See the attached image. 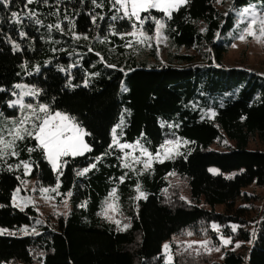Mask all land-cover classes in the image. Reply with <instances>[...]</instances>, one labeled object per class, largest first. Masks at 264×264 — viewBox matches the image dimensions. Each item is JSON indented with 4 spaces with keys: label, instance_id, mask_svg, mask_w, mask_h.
I'll return each mask as SVG.
<instances>
[{
    "label": "trees",
    "instance_id": "trees-1",
    "mask_svg": "<svg viewBox=\"0 0 264 264\" xmlns=\"http://www.w3.org/2000/svg\"><path fill=\"white\" fill-rule=\"evenodd\" d=\"M255 2L264 10V0H189L170 19L156 9L141 13L164 23L173 53L163 64L130 50L124 34L139 22L120 19L113 0L0 4V137L11 140L9 129L32 116L30 109L9 107L25 86L37 92L26 96L34 108L47 105L49 113L66 114L83 127L91 149L65 158L59 176L26 133L15 142L18 155L0 145V228L26 233L0 234V264H164L166 242L187 232L214 237L213 224L232 242L221 258L176 247L172 264H264V198L258 206L260 199L248 191L264 187V150L250 148L256 140L264 146V74L222 62L235 10ZM142 29L153 33L155 21ZM33 123H39L34 116L25 127ZM114 138L154 154L170 140L186 146L149 170L132 172ZM22 162L34 166L31 176L39 184L60 179L61 193L70 195L72 211L57 223L34 207L13 205ZM113 192L127 228L103 216ZM236 241L242 242L238 250Z\"/></svg>",
    "mask_w": 264,
    "mask_h": 264
},
{
    "label": "rangeland",
    "instance_id": "rangeland-1",
    "mask_svg": "<svg viewBox=\"0 0 264 264\" xmlns=\"http://www.w3.org/2000/svg\"><path fill=\"white\" fill-rule=\"evenodd\" d=\"M219 3H220V0H219ZM253 6L255 7L257 12L264 14V10L262 9L261 2L251 3L248 6L235 10L236 26H235L234 33L230 37L231 38L230 40H232V44L229 47L228 52L224 55L222 62L223 64H225V66L244 68L250 71H255L258 74H264V42H257V40L251 36L247 37L246 40H243V41L239 39L241 30L246 26V21L242 22L243 18L241 17V12L243 11V9L253 7ZM250 18L251 17L249 13L247 19H250ZM163 28L160 29L159 34H157V31H156L157 25H156L155 31L151 34L145 32L142 29L144 34H146L148 37H151L150 40H144L143 43L137 42L138 37H139V31H138L137 36L125 35V37L129 38L128 39L129 44L131 45L129 46L130 50L133 51L136 55L140 56L141 58H145L152 64L166 63L167 55L169 56V53L170 52L173 53V51L170 48V43L167 37L163 33ZM137 29L140 30V28H137ZM132 31L133 29L127 33H131ZM139 39H143V37H139ZM233 45H235V47H233ZM183 53L193 54L196 52L193 50H189V51L183 50ZM196 60L200 61V59H196ZM23 90L26 91V90H29V88L26 89V87L24 86ZM24 91H22L21 94ZM21 94L17 96L16 100L20 99ZM27 98L26 96H24L23 101L25 104H30L28 103ZM55 113H50V114L55 115ZM74 123L78 125L76 122ZM78 126L79 128L83 129V132H84L83 140L86 143V131L80 125ZM126 144L133 145V146L137 145L136 143L135 144L126 143ZM185 146L186 144L183 141H180L179 147L173 149L171 153V158L179 154ZM219 148L222 149V147L220 146ZM250 148L264 150V146L260 145L257 142V140L253 141L250 144ZM122 150H123V156H124V164L128 163L129 165H131V167H126V168L132 172H135L139 169L144 170V171L149 170L154 165V163L160 162L157 159H153L151 161L150 166L145 168L144 161L148 160V157L142 153L141 146L122 149ZM87 152L88 151H84L82 155H84ZM163 152H164V147L161 149V151L158 152L161 154V158H163ZM148 153H151V152H148ZM151 154L153 157H155L157 153L155 154L151 153ZM44 156H45L46 161L51 165L53 171L59 176L62 170L63 160L67 157H76V156L62 157L59 161L60 167L57 169V168H54L51 162L47 159L45 151H44ZM77 156H80V155H77ZM134 158L138 159L140 162L139 163L134 162ZM167 159L168 158H164L163 161ZM28 165H29V168L27 170L23 167L24 177L22 179L21 186L17 188V190H15L14 192L13 205L15 206L19 205V207L17 206L16 207L21 210H24L30 206L34 207L43 219H49L51 223L55 224L57 223V220L61 216L65 217L72 211V205L70 203V195L63 196V194L61 193L60 179H58L57 183L53 186H43L39 184L36 178L31 176L34 166L31 164H28ZM174 179H175L174 184L182 185L183 187H185V182H182V180L180 181L178 178H174ZM45 189H47V191H44ZM248 189H249L248 191L255 193L257 195V198L260 199L257 203L258 206H260L264 198V187L251 186ZM184 191L185 189L183 190V192ZM109 204H112L114 208L109 209L108 208ZM105 212H107V215H105ZM103 216L108 220L115 221L116 224L120 228L128 227V224H127L128 220L125 218L124 211L121 209V206L119 205L116 195L113 196V194H111L109 199L106 201L104 210H103ZM126 225L127 227H125ZM212 230L216 232L215 233L216 235L214 234V237L215 236L218 237V242L221 241L222 242L221 244L220 243L218 244V242L214 240V237L209 238L206 235L196 237L195 234L191 232H187L181 236L173 238L169 242H166L164 246L168 245L169 248L166 250L165 247L163 246V253L165 255L164 264H172L174 262V255L176 253H174L173 248H176V247H177L178 253L188 252L198 257L207 255L211 259L214 257L215 259L221 258L224 248H228L230 245H232V242L227 245H224L223 240L220 237L221 235L219 234V231L213 228ZM5 232L9 235H25L26 234V233L22 234V232H14V231H9V230H6ZM224 239L231 240V238H224ZM202 241L209 242L207 247H202L198 243L193 244L191 248L187 247V245L192 242H202ZM237 245L239 246L237 247ZM241 245H242L241 241H236L233 243V248L238 250L241 247ZM169 254L172 256L171 261H168Z\"/></svg>",
    "mask_w": 264,
    "mask_h": 264
},
{
    "label": "snow or ice",
    "instance_id": "snow-or-ice-1",
    "mask_svg": "<svg viewBox=\"0 0 264 264\" xmlns=\"http://www.w3.org/2000/svg\"><path fill=\"white\" fill-rule=\"evenodd\" d=\"M11 2V0H0V4H3L5 7L8 6V4ZM33 0H27V3H32ZM92 2L95 4L96 0H92ZM189 2V0H113V7L116 8L117 12H121L122 15L119 17L120 19H128L130 21H136L139 22L140 30L137 29V23H132L131 27L133 28V31L131 33H125L124 35H131V36H137L139 31V37H143V39H139V43H143L144 40H150L151 37H148L146 34L143 33L142 27L145 21L148 19H152L155 21L157 25V34H159L160 29L164 27V24L159 21L155 20L154 17L151 16H145L143 19L141 18V13L143 12H150L152 9H157L165 13V15L170 19L172 15V11L178 10L180 6L186 5ZM117 5L119 7H117ZM101 5L97 4V7H100ZM250 13V19H247L248 14ZM12 16L16 18V22H20L19 14L13 12ZM242 22L246 21V26L241 30V33L239 35L240 40H246L247 37L251 36L254 39L257 40V42H264V14H261L256 11L255 7H249L243 9L241 12ZM113 20L117 19L116 16L112 17ZM93 22H95V18H93ZM36 23H40L39 20L36 21ZM70 24L74 26V21H69ZM58 29L61 31L63 30L59 24L56 25ZM115 34V33H113ZM25 35L24 33H21V36ZM79 39L80 37H76ZM87 37H85L86 39ZM123 38V37H122ZM129 46H131L129 44ZM235 47V45H233ZM16 49L19 50V45H16ZM17 88L22 87L21 85H16ZM2 91V89H0ZM13 95H16L13 93ZM37 95L36 90L29 89L24 91L21 94L20 99H17L15 101H12L9 103V107H16L19 106L21 110L24 109H30L32 112V116L35 117V120H38L39 123H33L31 130L27 127H25V124L29 122L32 119V116H24L23 119L19 121V125L17 127H14L13 129H9V135H11V140H4L2 137H0V145H3V149H13L11 151V155L15 156L18 155V153L14 150V145L17 140H23L25 136L22 133H26L28 136L33 137L38 141V147L43 149L46 153L47 159L51 162L52 166L54 168H59L60 164L59 161L62 157L66 156H77L82 155L84 151H90L91 149L89 146L84 142L83 140V129L79 128L78 125L74 123L72 118L69 116L62 114L60 112H56L55 115H51L49 113V108L47 105H39L38 110L37 108H34L32 104H25L23 101L24 96H34ZM43 113L44 117L41 118L38 114ZM2 115V113H0ZM13 124H16V121H12ZM114 144H117L121 149H127L132 147H140L139 144L136 146L129 145V144H119L118 140L114 138L113 141ZM180 144V141H168L167 145L164 146V152H163V158H161V154L157 153L155 157L152 156L151 153H148L146 149H143L141 147L142 153L148 157V160L144 161L145 168L149 167L151 164V161L153 159H157L160 162H163L164 158H171V153L174 148H178ZM3 149H0V155L4 154ZM33 149H29V151H32ZM134 162L139 163L140 161L136 158H134ZM23 167L27 170L29 168L28 163L22 162ZM96 165L93 164L92 167L94 168ZM125 167H131L128 163L124 164ZM88 169H85L84 172H87ZM213 172L216 170L213 169ZM81 175L83 173H80ZM44 191H47L45 189ZM137 191H139V188H137ZM115 193L113 192V196ZM141 197H144V193H140ZM146 198V197H145ZM19 207V205H16ZM109 209H113L114 206L112 204L108 205ZM105 215H107V212H105ZM118 223V221H117ZM127 227V225L125 226ZM233 230L235 231L236 227L235 225L232 226ZM212 228L219 231V226L213 224ZM6 230L0 229V234H3ZM223 244L227 245L231 243V240L224 239ZM200 244L202 247H207L208 241H202V242H192L187 245L188 248H191L193 244ZM239 245H237L238 247ZM167 250L169 248L168 245L164 246ZM219 250V249H217ZM172 260V256L168 255V261Z\"/></svg>",
    "mask_w": 264,
    "mask_h": 264
}]
</instances>
